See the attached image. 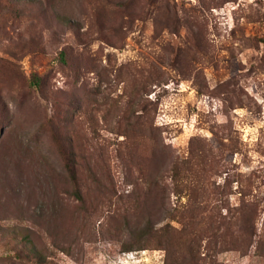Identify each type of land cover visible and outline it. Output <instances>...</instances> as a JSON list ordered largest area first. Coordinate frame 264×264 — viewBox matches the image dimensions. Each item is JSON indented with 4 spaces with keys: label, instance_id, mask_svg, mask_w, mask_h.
<instances>
[{
    "label": "rangeland",
    "instance_id": "374dc122",
    "mask_svg": "<svg viewBox=\"0 0 264 264\" xmlns=\"http://www.w3.org/2000/svg\"><path fill=\"white\" fill-rule=\"evenodd\" d=\"M0 264H264V0H0Z\"/></svg>",
    "mask_w": 264,
    "mask_h": 264
},
{
    "label": "trees",
    "instance_id": "16d2710c",
    "mask_svg": "<svg viewBox=\"0 0 264 264\" xmlns=\"http://www.w3.org/2000/svg\"><path fill=\"white\" fill-rule=\"evenodd\" d=\"M33 85L35 86H40V77L39 76H35L34 79H33ZM64 153V152H63Z\"/></svg>",
    "mask_w": 264,
    "mask_h": 264
}]
</instances>
